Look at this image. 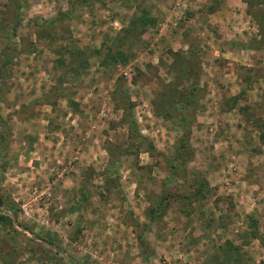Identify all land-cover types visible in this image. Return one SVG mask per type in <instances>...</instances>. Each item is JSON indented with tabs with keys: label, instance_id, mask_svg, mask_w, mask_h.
Returning <instances> with one entry per match:
<instances>
[{
	"label": "rangeland",
	"instance_id": "374dc122",
	"mask_svg": "<svg viewBox=\"0 0 264 264\" xmlns=\"http://www.w3.org/2000/svg\"><path fill=\"white\" fill-rule=\"evenodd\" d=\"M140 1L0 0V264H264V4L146 0L163 14L134 36ZM70 11L37 36L34 21ZM187 50L198 90L183 110L173 52Z\"/></svg>",
	"mask_w": 264,
	"mask_h": 264
},
{
	"label": "trees",
	"instance_id": "16d2710c",
	"mask_svg": "<svg viewBox=\"0 0 264 264\" xmlns=\"http://www.w3.org/2000/svg\"><path fill=\"white\" fill-rule=\"evenodd\" d=\"M244 2H246L247 4H249L250 2H255L257 1V3H262L264 4V0H243ZM211 7H207L206 9H210ZM208 11V10H207ZM72 14V11L68 12V13H60L58 15L52 16V17H48L46 19H43L42 21H34L33 24L35 26H37V28H39V31H37V36L41 37V35L45 32V31H50L51 29H55L56 27L62 28L63 24L62 20L63 19H68L70 17V15ZM156 22V18L154 17V15L151 12V9L148 5V3L146 2V0H142L138 3L135 4L134 6V13L132 15V17L129 19L127 25H126V30L127 32H129L130 34H133L134 36L140 35L141 33H143L146 29L151 28L155 25ZM65 28V26H64ZM124 29H122L123 31ZM45 34V33H44ZM82 53L83 51L80 49H72L70 51V54L72 56H74L75 60L78 61V63H82L84 61V58L82 57ZM175 53V54H174ZM176 54L180 57L179 61L176 60V63H178V72L180 73V90L177 91H173L171 98L173 100V102L178 104V101H180V107H182V109H185V105L188 104H192L195 102L196 99V93H197V79H198V70H199V58L197 56V54L192 51V50H187L186 55H182L181 51L180 54L173 52V55L176 56ZM118 56L119 52H114V56ZM176 58H174L175 60ZM117 88H116V92L119 93V100H120V106L119 108L122 111V116H123V120L124 122L127 124L128 126V130H129V134L131 133H135L138 134L136 125H135V120L133 118V112H132V108H133V103L129 100V98L123 93V91L120 88V83H117ZM180 111V128L183 132H186V127H185V122L186 120H188L185 116L184 113H182L183 111ZM257 125H259V127L261 128L260 132H259V139L260 141L264 144V120L259 121V124L257 123ZM263 127V128H262ZM139 139H142V137H140ZM178 142L180 143L179 148L180 150H184L186 152V150H190L188 149V145L184 142L183 136L182 138H180L178 140ZM190 148V147H189ZM148 149L153 150L152 145L149 143L148 144ZM184 158V160H183ZM188 157L185 158V156L182 157V155L180 154V159L176 158V160H180V164L186 163V160ZM168 194L166 193H162L158 200L156 201L154 207H150L148 208L146 217H148L149 219H154V215L156 214L157 211H162L165 209V206L168 204L165 200H166V196ZM1 202V200H0ZM2 219H7L8 221L11 220V218L9 216H6L2 213H0V222L2 221ZM11 222V221H10ZM22 229L27 230V231H31V229H29L26 226H22ZM45 243L52 248L53 247V243L50 239H47L45 241ZM140 245L142 247H145V245L143 244L142 240H140ZM57 251V249H55ZM70 264H76L75 262H73L72 260H69Z\"/></svg>",
	"mask_w": 264,
	"mask_h": 264
},
{
	"label": "crops",
	"instance_id": "0c3cea01",
	"mask_svg": "<svg viewBox=\"0 0 264 264\" xmlns=\"http://www.w3.org/2000/svg\"><path fill=\"white\" fill-rule=\"evenodd\" d=\"M202 2L204 1V0H201ZM156 9V8H155ZM159 9L161 10V12L160 11H158L157 9V11H156V13L154 12V17H156L157 19H159V17H162V9L159 7ZM167 9V8H166ZM165 10V9H164ZM164 10H163V12H164ZM166 11V10H165ZM168 15H169V17L170 18H172V19H175L176 18V16H178V20H180V12H179V15H178V13H177V9L175 8V7H171V9H169L168 10ZM188 13H190V11H188ZM218 16H220V13L218 12V10L217 11H213V12H210V13H208V14H206V16H205V19H206V25L209 27V28H211V26H213V25H215V23L214 22H221L222 23V20L221 19H218ZM221 17V16H220ZM178 27H174V28H171V29H169V31L170 30H172L171 32V34H173V38L172 39H174V41L173 42H171V40H168L169 42H168V44L171 46L170 48L172 49V50H174V46H177L176 48H179L180 47V45H182V43H183V41H184V38H183V35H184V31H183V29L180 31V21L178 22ZM212 24V25H211ZM215 26H217V24L215 25ZM149 29H151V28H149ZM183 31V32H182ZM148 31H146V33H147ZM181 43V44H180ZM175 48V49H176Z\"/></svg>",
	"mask_w": 264,
	"mask_h": 264
},
{
	"label": "built area",
	"instance_id": "2783aa9c",
	"mask_svg": "<svg viewBox=\"0 0 264 264\" xmlns=\"http://www.w3.org/2000/svg\"><path fill=\"white\" fill-rule=\"evenodd\" d=\"M123 74H125V72H123Z\"/></svg>",
	"mask_w": 264,
	"mask_h": 264
}]
</instances>
